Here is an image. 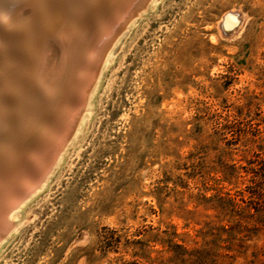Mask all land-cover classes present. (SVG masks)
<instances>
[{
  "label": "rangeland",
  "instance_id": "obj_1",
  "mask_svg": "<svg viewBox=\"0 0 264 264\" xmlns=\"http://www.w3.org/2000/svg\"><path fill=\"white\" fill-rule=\"evenodd\" d=\"M15 1V12L33 11L34 0ZM80 1L72 20L56 9L50 19L94 39L95 1ZM230 11L243 19L222 35ZM127 26L76 142L19 212L0 264H264V0H149ZM20 69L0 77L1 155L34 140Z\"/></svg>",
  "mask_w": 264,
  "mask_h": 264
},
{
  "label": "bare ground",
  "instance_id": "obj_2",
  "mask_svg": "<svg viewBox=\"0 0 264 264\" xmlns=\"http://www.w3.org/2000/svg\"><path fill=\"white\" fill-rule=\"evenodd\" d=\"M6 1H11L8 4L13 7L10 8L9 6L5 8L7 5L4 4L7 3H2L5 7H0V45L1 43L3 45L1 49L2 54L0 56V77L5 79L9 76H13L12 74L14 73L11 74L10 71H15V69H17L16 72H19L21 67L23 71H21V75L23 79H26L25 82H27V80H33L37 89L34 88V90L36 89L34 95L27 94L30 96V101H34L33 142L30 143V147L28 146L20 155H17L18 157L9 150L1 152L3 156L0 154L6 161L5 166H0V230L2 229L3 231L2 236H0V248L8 237L16 231L15 221L19 216V212L47 186L55 167L61 164L68 148L76 142L75 138H77L80 133L83 118L89 110L93 91L101 80L104 69L103 66H105L109 60L108 50L113 49L110 47H114L113 44L115 39L120 37L118 34L125 31L128 27L127 25L135 19V17L140 16V11L145 9L149 3V0H94L95 2L91 8L92 10L90 9V16L95 20L97 27L94 39L91 37L89 40L87 35L81 37V34V36L77 34L75 38L73 36L71 37L66 33L65 27L60 30L63 25L58 28L59 22L55 24L52 23V19H50L51 12L56 9L60 11V15L58 14L59 17L65 14L64 17L68 19V21L72 20L73 12L71 13L68 10V6L71 9L73 4L76 8V5H80V0H56V3L52 2L53 0H34L33 11L23 12L21 14L20 10L22 8H19L22 5L18 2L21 0L17 1L19 6L21 5L17 8V10L19 9L20 11L19 13L13 10L15 9L16 1ZM90 1L92 2V0ZM29 3H27V5ZM65 3H68V5L64 6ZM87 3L89 4V2ZM27 5L25 6L26 8ZM78 9L80 11L82 10L80 8ZM228 13L238 12L230 11L222 16L220 27L222 35L226 34V32L230 31L234 26L233 18L228 19L224 26H222L224 18ZM82 16L83 15H81V17ZM89 18L88 15H86L83 20L88 21ZM242 19H240L241 22ZM62 21L63 20L60 22ZM41 26L44 27V29H41L42 31L39 30L43 28ZM83 27L84 26L81 28ZM56 28L59 29L57 32L62 34H60L63 38L61 43L55 42V39L53 40L52 38L56 37L58 34L56 32V36H53ZM68 29L70 30L69 26ZM48 31L52 33V37L50 36L51 33H48ZM9 33H11V35H9ZM63 34L65 36H63ZM103 37H106L105 41H102ZM1 40L4 41L2 42ZM14 46L17 48H14ZM18 69L20 70L18 71ZM12 82H9V84ZM20 88L22 89V87ZM26 88H28V86H26L25 83L21 92L24 94L25 98V94L30 93L29 88L28 92ZM2 89L3 88H1V90ZM5 90H7V87ZM10 92L12 93V90ZM18 94H20V92L17 93V95ZM1 102L5 101L0 100V104H2ZM12 102L11 99V104ZM7 103L10 104V102ZM2 109L3 106L0 107V126L6 125L7 129L9 125H7L8 121L4 120L5 116L1 114ZM5 112L8 115V112ZM20 116L22 117V115ZM23 116H26V114L23 113ZM11 121L13 122L14 120ZM17 122L16 126L13 128L18 126L17 124L19 123ZM13 123L11 124L13 125ZM31 123L29 125H31ZM17 128L18 130L21 129V127L20 129L19 127ZM18 130H15V132L17 131L16 133H19ZM12 131H14V129H12ZM11 132H7V134ZM5 134L2 135L4 136ZM20 135L22 136V134ZM4 137L6 138V136ZM5 138L3 141L6 140ZM19 140L21 139H18V142ZM76 140L79 142L80 136ZM2 142L0 145H5V143ZM11 144L12 143H10V145ZM13 145H15V143H13ZM2 223H6V225L3 226Z\"/></svg>",
  "mask_w": 264,
  "mask_h": 264
},
{
  "label": "water",
  "instance_id": "obj_3",
  "mask_svg": "<svg viewBox=\"0 0 264 264\" xmlns=\"http://www.w3.org/2000/svg\"><path fill=\"white\" fill-rule=\"evenodd\" d=\"M230 18H233V20H234V26H233V28H232L230 31L226 32V35L230 34V33L233 32L235 29H237V28L239 27L240 23H241L240 15H239L238 13H228V14L225 16V18H224V22H223L222 26H224V24H225V23L227 22V20L230 19ZM9 35H11V33H9ZM11 46H12V45H11ZM30 82H31V83H30ZM26 86H28V88H29V90H30V94H33V95H34V91H36L37 87L35 86V83L33 82V80H27V82H26ZM34 88H36V89L34 90ZM14 155H15V154H14ZM2 156H3V155H2ZM2 156H0V166H2V165L5 166L6 161L4 160V158H3ZM15 156H17V155H15ZM17 157H18V156H17ZM7 163H8V162H7ZM2 225L4 226V225H6V223H5V224L2 223ZM2 234H3V231H2V229H1V230H0V236H2Z\"/></svg>",
  "mask_w": 264,
  "mask_h": 264
}]
</instances>
